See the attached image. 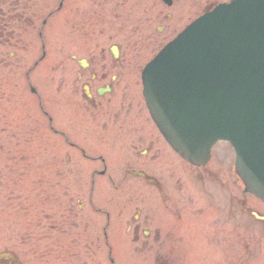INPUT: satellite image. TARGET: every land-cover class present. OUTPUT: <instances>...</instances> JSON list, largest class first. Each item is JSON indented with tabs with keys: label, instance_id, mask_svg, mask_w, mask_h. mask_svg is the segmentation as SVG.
Returning a JSON list of instances; mask_svg holds the SVG:
<instances>
[{
	"label": "rangeland",
	"instance_id": "1",
	"mask_svg": "<svg viewBox=\"0 0 264 264\" xmlns=\"http://www.w3.org/2000/svg\"><path fill=\"white\" fill-rule=\"evenodd\" d=\"M192 1L180 0L170 10L189 6ZM198 1L204 4L213 0ZM182 2H186L185 6ZM62 12L53 16L47 27L51 56L58 42L57 37L53 39L54 26L64 18ZM177 13L183 14L184 19L178 21L169 38L190 20L185 10ZM45 14L41 13V18ZM69 27L66 18L61 38L67 45L74 43L80 48L77 53L85 57L100 51V44L109 35H101L98 29L78 31ZM69 35H73V42ZM25 37L30 42L27 46H0V248L14 247L25 264H111L109 245L116 264H264V220L254 215L264 216V202L244 191L234 168V153L226 144H218L206 167L197 168L185 161L177 167L172 148L151 120L141 71L169 38L153 50L146 49L136 64L128 61L122 66L121 83L110 109H120L123 119L125 109L132 106L125 123L134 127H122L127 133H115L114 128L109 130L116 122L109 108L105 107L100 116L84 110L88 107L76 80L80 69L68 58L59 56L58 60H63L54 63L47 57L39 63L29 80L38 94L30 92L26 72L41 52L39 46H34V31ZM62 51L59 54L68 52ZM41 73H46V78ZM40 104L53 117L55 128L65 130L75 146L50 129L51 122L40 110ZM100 121L108 122L104 131ZM86 126L96 128L94 140L87 134ZM146 128L161 138L158 158L153 152H143L139 157L129 153L130 142H135V135L142 129L148 132ZM99 134L105 139L101 143L95 141ZM115 134H124L123 138H115L123 153L105 147ZM84 147L89 155L104 154L106 158L107 173L97 174L93 187L92 172L104 169V165L85 157L79 151ZM54 156L57 171L50 181ZM175 158L181 161L178 156ZM129 165L156 172L162 185L145 184L141 178L125 174ZM93 204L96 209L109 210L108 226L105 216L93 210ZM139 216L143 230H149V225L161 226L154 233L162 231L163 245L145 249V241L134 242L128 233V221ZM150 217L154 221L150 222ZM21 239L24 245H20Z\"/></svg>",
	"mask_w": 264,
	"mask_h": 264
},
{
	"label": "flooded vegetation",
	"instance_id": "2",
	"mask_svg": "<svg viewBox=\"0 0 264 264\" xmlns=\"http://www.w3.org/2000/svg\"><path fill=\"white\" fill-rule=\"evenodd\" d=\"M59 5L61 9L66 6L68 24L71 25L70 30L99 29L103 36L109 33L100 44L101 50L95 51L93 56H86L88 68L78 73V80L89 85L92 95L90 98L85 96V100L92 106L94 115L99 116L103 114L105 107L109 108V112L114 114L116 120L114 126L117 129L125 126V121L121 119L123 112L115 108L111 110L112 100H108L107 93L103 92L110 88V93L113 94L117 85H120L123 63L141 60V53L146 47L157 44L160 39L174 32L178 21L184 19L183 14L180 15L177 10L183 9L188 13L187 17L193 18L203 9L201 2H192L187 9L179 6L175 11L170 12L161 0H81L76 2L74 0L70 2L69 0H0V46L3 48L27 46L30 42H27L26 32L33 30L39 45L45 47L47 44L45 28L49 25L52 16L57 13ZM208 5L207 3L204 7ZM75 8L78 10H74ZM43 12L46 16L41 18L40 15ZM155 29H160L163 35H157ZM71 41L73 42V38ZM76 47L74 43L68 44V52H65V55L61 54L62 57L77 61L78 49ZM115 51L119 53L117 58L114 55ZM44 53H46L45 50ZM57 57L54 56L53 60L56 61ZM116 105L118 103H115ZM126 114H130V111ZM101 123L103 127L106 125L108 127L107 121ZM158 139L151 137L150 133L141 131L139 135H135V142L128 141L132 149L129 153L138 155L146 150L148 154L153 152L156 158L160 153ZM158 184L159 181L156 180V185ZM106 216L110 218L109 213ZM141 219L142 216H139L137 220L128 221V224H131L130 233L135 239L140 240L144 237L147 239L145 245H150L151 242L160 239L162 231L156 233L154 231L161 227L158 225L154 228L149 225V231L146 232L143 230ZM149 220L152 222L154 218L150 217ZM104 234H106L105 231ZM20 245H24L23 239L20 240ZM154 247L156 248L154 245L146 246V249ZM14 250L15 248L10 246L0 248V264H25L24 257H15Z\"/></svg>",
	"mask_w": 264,
	"mask_h": 264
},
{
	"label": "water",
	"instance_id": "3",
	"mask_svg": "<svg viewBox=\"0 0 264 264\" xmlns=\"http://www.w3.org/2000/svg\"><path fill=\"white\" fill-rule=\"evenodd\" d=\"M252 3L253 2H250L248 5ZM258 13H264V4L258 3L251 6L250 10L246 13H231L226 17L218 18V20L214 18L205 20L199 31L197 29L195 31L191 29L186 31V33L181 36L179 42L170 45L171 48L166 49L160 55L164 57L163 60H156L149 68L153 84L150 82L146 83L145 94L151 112L175 148L192 162L206 163L208 161L210 157V148L217 137L216 133L214 134L212 131H209L206 133V137L200 140L198 138L180 135V132L176 131L177 129L175 130L174 123L170 120L167 114L168 110H165V108L166 106H174L173 103H170L168 106L170 100H176L180 98V95L183 96V94L188 98V96L193 93L194 83L191 84L189 81L193 79V82L200 85L202 96L205 97V92L208 91L210 87H215L216 84L217 89L222 90L224 93L222 97L229 98V102L227 103L236 105L231 111L235 112L241 110V98L239 96L244 92L247 86H244L242 83L239 84L238 81L226 82L221 86V83L215 80L216 76L214 72L217 69L216 72H220L223 76L226 75L227 78H229L226 74L228 69L220 67L224 63V57H229L231 55L241 56L242 49L240 45L248 46L261 39H263L264 42V27H261L264 24V19L255 17ZM230 19H233V21H240L235 23L233 30L230 31L228 35L221 36L225 31V28L223 30V26L225 25V27H227L226 23L228 24ZM249 24L250 27H248ZM233 32L234 35L232 36ZM228 72L230 73V70H228ZM186 80H188V82ZM262 81H264V76L260 79V83ZM205 100L206 99L202 100L200 103L204 104ZM217 100L220 109V102H225V100H219L218 98ZM186 101L190 100L187 99ZM213 106L216 109L212 111L204 110L207 115L204 118L206 119L204 127L207 128V125L210 127L215 125V129L220 132V125L222 126L224 123V117L216 115L215 112L219 110L216 104ZM171 112L177 116L181 114V111L177 110H171ZM233 115L235 118H238L236 113ZM248 118L250 119L249 115ZM191 124L192 128L202 126V123L198 122L191 121ZM229 128L232 133L237 134L239 137H243L242 132H239L241 131L239 123ZM256 134H258V132ZM233 141L236 144L241 158L237 164L239 173L244 178L248 189L264 199V168H262L264 167V157L261 156L260 153H258L256 159H253L251 156L247 157L245 155L246 153H242L241 146L239 145L240 141ZM244 161L248 164V168L243 165Z\"/></svg>",
	"mask_w": 264,
	"mask_h": 264
}]
</instances>
